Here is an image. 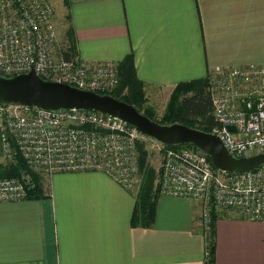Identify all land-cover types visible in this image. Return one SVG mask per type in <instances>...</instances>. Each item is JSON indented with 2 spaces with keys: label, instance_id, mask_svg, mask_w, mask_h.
Returning a JSON list of instances; mask_svg holds the SVG:
<instances>
[{
  "label": "crops",
  "instance_id": "0c3cea01",
  "mask_svg": "<svg viewBox=\"0 0 264 264\" xmlns=\"http://www.w3.org/2000/svg\"><path fill=\"white\" fill-rule=\"evenodd\" d=\"M59 2L63 54L114 66L130 54L149 92L168 94L215 65L264 72V0ZM43 180V197L0 202V264H204L197 200L158 194L150 225L131 226L137 189L95 172ZM212 229L213 264H264V221L223 211Z\"/></svg>",
  "mask_w": 264,
  "mask_h": 264
},
{
  "label": "built area",
  "instance_id": "2783aa9c",
  "mask_svg": "<svg viewBox=\"0 0 264 264\" xmlns=\"http://www.w3.org/2000/svg\"><path fill=\"white\" fill-rule=\"evenodd\" d=\"M57 40L48 0H0V75L32 70L43 80L110 94L116 66L65 56ZM214 134L234 157L264 152V72L254 64L211 66L205 76ZM153 142L161 151L158 194L199 202L203 236L211 215L231 211L264 221V164L243 172L215 169L202 151L163 148L132 125L105 113L80 109H44L0 103V170L22 161L26 169L0 175V202L23 200L31 173L95 172L123 189L139 185L136 141Z\"/></svg>",
  "mask_w": 264,
  "mask_h": 264
},
{
  "label": "water",
  "instance_id": "95a60500",
  "mask_svg": "<svg viewBox=\"0 0 264 264\" xmlns=\"http://www.w3.org/2000/svg\"><path fill=\"white\" fill-rule=\"evenodd\" d=\"M0 103L34 105L44 109L73 108L115 116L161 144H192L208 156L213 168L230 173L249 171L264 164V152L234 157L214 134L181 123L160 124L110 94L43 80L32 70L8 77L0 75Z\"/></svg>",
  "mask_w": 264,
  "mask_h": 264
},
{
  "label": "trees",
  "instance_id": "16d2710c",
  "mask_svg": "<svg viewBox=\"0 0 264 264\" xmlns=\"http://www.w3.org/2000/svg\"><path fill=\"white\" fill-rule=\"evenodd\" d=\"M62 4L67 8V0H62ZM66 56V55H65ZM117 85L110 92L113 97L132 105L138 112L149 119L160 124L181 123L187 127L208 131L213 123L210 109L209 93L205 78L180 82L176 84L170 93L169 99L163 113L156 117L150 106H147L141 80L136 77L132 56L128 54L116 65ZM163 148H189L198 150L189 143L166 145ZM136 151L138 159L139 185L135 191L134 206L130 215L131 226H149L153 217L155 199L158 195L159 169H154L147 161V151L143 140L136 141ZM209 161L208 156L205 154ZM19 169H26L22 161L15 165L0 170V175H16ZM32 185L27 190L25 199H37L44 196L47 185L43 177L31 173ZM216 213L212 212L211 226L204 235L205 255L204 264H213V221Z\"/></svg>",
  "mask_w": 264,
  "mask_h": 264
},
{
  "label": "rangeland",
  "instance_id": "374dc122",
  "mask_svg": "<svg viewBox=\"0 0 264 264\" xmlns=\"http://www.w3.org/2000/svg\"><path fill=\"white\" fill-rule=\"evenodd\" d=\"M48 2L50 4H52V7H53L52 8V15L55 12L56 16L59 15L62 17V14L64 13V8L62 9L61 5L59 4L60 3L59 0H48ZM53 10H54V12H53ZM58 19L59 18H57V20ZM58 21H60V20H58ZM53 23H54V21H53ZM54 25H55V23H54ZM55 30L60 32L61 29L59 28L58 24H56ZM61 46H62V44H61ZM143 91H144V96L146 99V101H145L146 105L150 106L152 108L156 117H159L163 113V110H164L166 103L169 99L171 91L168 94L164 93V92H163V94L156 93V91L153 89H151L150 92L147 90H144V89H143ZM145 148L147 151L148 163L154 169H156V170L159 169V162H160V157H161L160 149L158 148V146L156 144H154L153 142L148 141V140L145 141Z\"/></svg>",
  "mask_w": 264,
  "mask_h": 264
}]
</instances>
